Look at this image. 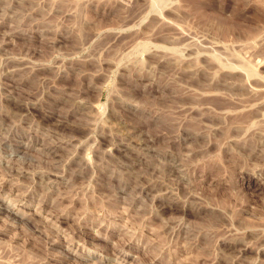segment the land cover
Segmentation results:
<instances>
[{
	"label": "rangeland",
	"instance_id": "rangeland-1",
	"mask_svg": "<svg viewBox=\"0 0 264 264\" xmlns=\"http://www.w3.org/2000/svg\"><path fill=\"white\" fill-rule=\"evenodd\" d=\"M0 264H264V0H0Z\"/></svg>",
	"mask_w": 264,
	"mask_h": 264
}]
</instances>
